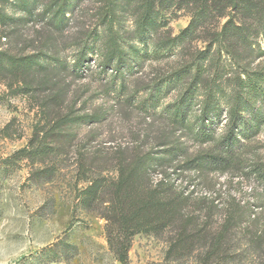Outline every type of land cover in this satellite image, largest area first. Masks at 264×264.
I'll return each instance as SVG.
<instances>
[{"label":"trees","instance_id":"1","mask_svg":"<svg viewBox=\"0 0 264 264\" xmlns=\"http://www.w3.org/2000/svg\"><path fill=\"white\" fill-rule=\"evenodd\" d=\"M121 1L107 0L101 22L106 40L100 44L102 36L97 29L88 33L77 45L78 58L70 72L81 76L89 55H100L103 60L98 65L99 77L108 74V87L123 94L129 76L148 56L135 42L144 47L153 43L148 35L159 28L162 10L156 3H148L136 31L129 33L122 29L124 20L118 13L139 0ZM172 4L185 5L192 19L164 50L172 51L178 45L183 48L200 34L206 48L154 83L142 105L176 131L185 132L201 145L212 146L190 154L180 138H168L156 148L137 147L119 160L114 181L98 177L81 194L86 195L90 211L106 221L109 245L122 264L127 262L131 241L137 234L150 232L158 237L173 228L179 232L171 241L169 254L182 255L201 245L203 264H226L239 255L244 245L246 250L241 252L259 255L264 264V222L253 216L250 205L228 200L223 207V222L213 230V215L222 208L214 201H201L210 213L206 220L200 222L196 216L187 215L185 209L196 204L191 202L190 194L171 182L169 173L171 169L175 174L193 173L203 182V176L209 173L247 169L261 185L258 201L259 207H264V164L247 153L264 128V64L260 60L264 57V0H173ZM40 5L41 0H0L1 38L11 39L10 33L33 18L41 19L50 29L64 30L71 20L68 15H74L76 9L74 0H50L41 12H36ZM19 6L24 13L16 16ZM67 69L64 59L46 48L32 54L0 50V77L19 78L23 84L12 88L13 93H47L40 108L51 119L48 133L57 143H70L75 126L106 119L105 111L81 114L69 106L54 120V111L64 107L69 86L51 73ZM169 89H179L180 94L159 114L160 99ZM223 121L224 131L219 133ZM50 149L48 144L41 145L38 153ZM156 174L162 178L155 179Z\"/></svg>","mask_w":264,"mask_h":264},{"label":"rangeland","instance_id":"2","mask_svg":"<svg viewBox=\"0 0 264 264\" xmlns=\"http://www.w3.org/2000/svg\"><path fill=\"white\" fill-rule=\"evenodd\" d=\"M49 1L41 0L36 12H41ZM172 1L139 0L138 4L118 13L124 20L122 29L131 33L136 31L148 3H156L162 10L159 28L148 35L153 43L144 47L135 42L148 56L129 76L123 94L108 87V74L99 77L98 65L103 60L100 55H89L81 76L70 72L78 58L77 45L88 33L97 29L102 36L100 44L106 40L105 25L101 22L107 0H74L76 9L74 15H68L71 20L64 30L50 29L35 18L10 33L11 39L1 38L0 28V50L32 54L46 48L64 59L68 69L51 73L69 86L64 107L54 111V120L60 113H66L69 106L81 114L106 112V119L100 123L73 127L71 132L75 135L70 143H57L48 133L51 119L40 108L47 93L17 95L12 88L23 86L20 79L0 77V264H122L109 245L106 221L90 211L86 195L81 192L98 177L114 181L119 160L124 153L131 155L137 147L156 148L168 138H180L190 154L212 146L201 145L185 132L176 131L142 105L154 83L206 48L200 34L183 48L178 45L172 51L164 50L192 19L185 5H170ZM124 3V0L120 2ZM23 13L21 6L16 8V16ZM261 43L264 48V39ZM260 60L264 64V57ZM179 92V89H169L161 97L157 112L162 114ZM224 126L225 121L219 133L224 131ZM45 144L51 149L40 155L38 148ZM251 147L247 152L249 158L264 164V128L253 139ZM247 172V169L213 172L203 176L202 182L193 173L169 171L171 182L186 195L190 194L191 202L196 204L185 209L187 215L204 222L210 213L200 205L201 201H214L222 208L213 215V230L222 224L223 207L231 199L250 205L253 216L264 222V207H259L258 201L261 185ZM154 178L162 177L156 174ZM178 232L173 228L158 237L150 232L137 234L124 264H203L201 245L182 255L169 254L171 241ZM239 240L244 242L241 237ZM245 250L241 246L239 255L226 264H262L259 255L241 252Z\"/></svg>","mask_w":264,"mask_h":264}]
</instances>
